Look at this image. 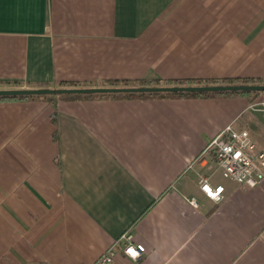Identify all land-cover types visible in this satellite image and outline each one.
<instances>
[{
  "label": "crops",
  "instance_id": "obj_1",
  "mask_svg": "<svg viewBox=\"0 0 264 264\" xmlns=\"http://www.w3.org/2000/svg\"><path fill=\"white\" fill-rule=\"evenodd\" d=\"M184 79L264 81V0H0V89ZM66 97L0 101V264H93L125 233L145 252L111 264H264V176L206 151L231 124L264 152L261 92Z\"/></svg>",
  "mask_w": 264,
  "mask_h": 264
},
{
  "label": "built area",
  "instance_id": "obj_2",
  "mask_svg": "<svg viewBox=\"0 0 264 264\" xmlns=\"http://www.w3.org/2000/svg\"><path fill=\"white\" fill-rule=\"evenodd\" d=\"M261 94L262 99L251 103L248 108L264 116V92ZM206 151L213 154L221 176L239 186L253 188L264 176V152L257 149L247 130H237L231 124L227 125L208 143ZM208 178H200L198 188L204 197L217 204L223 198L224 188L222 185L212 186ZM190 204L196 207V200L190 199ZM119 243L122 244L121 253L131 261L140 260L145 252L142 244L135 243L133 236L125 233L93 264H111L117 255L116 245Z\"/></svg>",
  "mask_w": 264,
  "mask_h": 264
},
{
  "label": "water",
  "instance_id": "obj_3",
  "mask_svg": "<svg viewBox=\"0 0 264 264\" xmlns=\"http://www.w3.org/2000/svg\"><path fill=\"white\" fill-rule=\"evenodd\" d=\"M264 92V85H191V86H144V87H92V88H34L0 89V98L82 96L110 94H170V93H238Z\"/></svg>",
  "mask_w": 264,
  "mask_h": 264
},
{
  "label": "trees",
  "instance_id": "obj_4",
  "mask_svg": "<svg viewBox=\"0 0 264 264\" xmlns=\"http://www.w3.org/2000/svg\"><path fill=\"white\" fill-rule=\"evenodd\" d=\"M246 85V84H258L264 85V81H254V80H237V79H225V80H215V81H200V80H166V81H128V80H110L106 81L102 86L105 87H144V86H191V85ZM59 86L65 88H76V87H90V85H82L79 83H62ZM260 92H238V93H170V94H110V95H82V96H68L66 98L72 99H87L93 97H115V98H128V97H136L140 99H181V98H202V97H212L218 95H238V96H252L255 97ZM27 99H45L51 100L53 96H45V97H12V98H0V101L7 100H27Z\"/></svg>",
  "mask_w": 264,
  "mask_h": 264
}]
</instances>
